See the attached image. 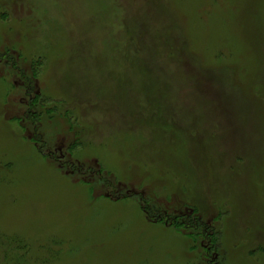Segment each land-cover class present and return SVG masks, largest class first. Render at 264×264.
<instances>
[{"label":"rangeland","instance_id":"374dc122","mask_svg":"<svg viewBox=\"0 0 264 264\" xmlns=\"http://www.w3.org/2000/svg\"><path fill=\"white\" fill-rule=\"evenodd\" d=\"M0 264H264V0H0Z\"/></svg>","mask_w":264,"mask_h":264}]
</instances>
